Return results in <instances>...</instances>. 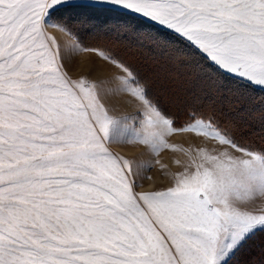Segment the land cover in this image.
<instances>
[{
	"label": "snow or ice",
	"instance_id": "6c2138e0",
	"mask_svg": "<svg viewBox=\"0 0 264 264\" xmlns=\"http://www.w3.org/2000/svg\"><path fill=\"white\" fill-rule=\"evenodd\" d=\"M145 25L156 38L137 67L123 36ZM82 53L116 71L73 76ZM161 74L179 112L150 92ZM257 91L264 0H0V264H233L264 233V148L234 107ZM114 99L135 113L114 115ZM183 133L201 144L169 142ZM113 145L186 159L138 191L153 161Z\"/></svg>",
	"mask_w": 264,
	"mask_h": 264
},
{
	"label": "rangeland",
	"instance_id": "374dc122",
	"mask_svg": "<svg viewBox=\"0 0 264 264\" xmlns=\"http://www.w3.org/2000/svg\"><path fill=\"white\" fill-rule=\"evenodd\" d=\"M85 28H87V25H85ZM55 35H57V38L61 41L62 44L65 41L69 40L68 37L60 33H57ZM155 38L156 33L154 29L149 28L146 25L139 26L133 33L123 36V50L128 54L131 62L134 65H136L137 67L140 66V63L142 61L140 54H146L150 49L154 47ZM101 63L103 64V62ZM104 66L107 68L106 70H102L100 67L96 66L98 68V71L93 75V79L109 78L116 71L115 69H112L105 64ZM71 67L73 71H71L70 74H72L73 76L80 74V72L76 71L75 69L80 68V70L83 71L81 68L80 60L77 58V56L72 57ZM178 88L179 85L172 78H166L164 74H161V76L155 79V81L152 83L150 92L160 101L161 106L164 107L167 111L179 112L183 106V94L178 90ZM127 99V97L122 98V100ZM122 100L114 99L110 102L111 104H115L117 108V110L113 114L118 116L124 114H134L135 107L131 104L123 103ZM164 102L166 103V105L164 104ZM234 107L237 109L243 108L246 114H250L251 122L256 129V134L249 137V142L257 148H264V135H261L259 133L260 120L262 114H264V92L257 91L255 93H252L241 103L235 104ZM178 135H182L181 139L176 138V136ZM169 142L177 145H182L185 148L189 147L190 145L199 146L201 144L200 139L195 138L192 134L188 133L177 134L173 137H170ZM208 147H212V145L209 144ZM112 150L120 155L125 156L126 158L134 160L142 159L147 161L154 158L152 160L153 167L150 170L141 173V175L145 177L151 176V180H154L153 178L155 177V175L160 176L161 181H159V183H157L154 188H164L168 185L169 177L165 176L166 172H176L180 170L175 164L171 166L163 163L155 164L154 161L156 159L165 156L170 157L171 161H174V159H180L182 161L186 159V157H184L182 153H173L169 150L161 152L159 157H152L144 146L139 145H113ZM125 150H136L137 152L135 154H130L128 153V151L125 152ZM161 165H166L167 167L162 169ZM149 181L150 180L141 181L144 184V189H138V191L154 189H148V187L146 186ZM255 206H264V198L258 199ZM233 264H264V233H260L256 237H254L253 240L250 241L246 246V248L236 256Z\"/></svg>",
	"mask_w": 264,
	"mask_h": 264
},
{
	"label": "bare ground",
	"instance_id": "6f19581e",
	"mask_svg": "<svg viewBox=\"0 0 264 264\" xmlns=\"http://www.w3.org/2000/svg\"><path fill=\"white\" fill-rule=\"evenodd\" d=\"M55 34H57V33H55ZM77 58L80 60V64H81V68H82V70H84V69H86L87 67H90V66H92V63H93V61H95V66H97V67H100L102 70H106L107 68L104 66V64H102L100 61H97V60H95V58L91 55V54H88V53H82V54H80L79 56H77ZM181 136L182 135H178V136H176V138L177 139H181ZM186 136V135H185ZM185 138V137H184ZM192 140V139H191ZM190 142V141H189ZM115 146H117V145H115ZM117 149H119V148H117ZM121 150V149H120ZM128 151V153H130V154H135L137 151L136 150H127ZM126 150H125V152H127ZM154 158H152V160H153ZM159 160H160V163H163V164H166V165H168V166H171V165H173L174 164V162L173 161H171V158L170 157H168V156H165V157H160L159 158ZM154 180H150L148 183H147V187H148V189H150V188H154L155 186H156V184L157 183H159V181H161V179H160V176H158V175H155V177L153 178Z\"/></svg>",
	"mask_w": 264,
	"mask_h": 264
},
{
	"label": "trees",
	"instance_id": "16d2710c",
	"mask_svg": "<svg viewBox=\"0 0 264 264\" xmlns=\"http://www.w3.org/2000/svg\"><path fill=\"white\" fill-rule=\"evenodd\" d=\"M167 103H168V101H167ZM164 104L166 105V103L164 102ZM176 111V110H175Z\"/></svg>",
	"mask_w": 264,
	"mask_h": 264
}]
</instances>
